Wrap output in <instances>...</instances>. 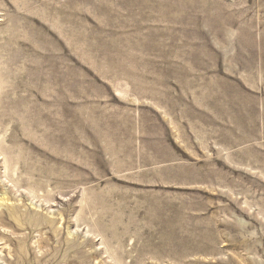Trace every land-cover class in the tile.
Wrapping results in <instances>:
<instances>
[{
	"label": "rangeland",
	"instance_id": "obj_1",
	"mask_svg": "<svg viewBox=\"0 0 264 264\" xmlns=\"http://www.w3.org/2000/svg\"><path fill=\"white\" fill-rule=\"evenodd\" d=\"M0 264H264V0H0Z\"/></svg>",
	"mask_w": 264,
	"mask_h": 264
}]
</instances>
